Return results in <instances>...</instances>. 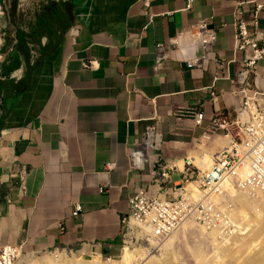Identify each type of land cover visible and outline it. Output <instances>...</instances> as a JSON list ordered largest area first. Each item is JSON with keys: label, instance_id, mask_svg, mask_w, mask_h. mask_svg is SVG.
Segmentation results:
<instances>
[{"label": "crops", "instance_id": "obj_1", "mask_svg": "<svg viewBox=\"0 0 264 264\" xmlns=\"http://www.w3.org/2000/svg\"><path fill=\"white\" fill-rule=\"evenodd\" d=\"M67 1L72 19L55 42L53 35H32L45 0H0V247L111 257L123 245L128 199L152 184L158 157L172 169L163 185L169 196L194 172L186 171V159L211 157L227 145L210 120L231 121L253 94L231 82L242 58L235 11L243 6L247 19L252 3L193 0L184 9L186 0ZM203 19L215 32L220 65L210 58L198 65L191 35H181L180 51L169 46ZM17 30L26 33L28 60L15 48ZM157 43L167 53L159 64ZM195 109L204 113L197 125L188 115ZM134 150L139 161L131 159Z\"/></svg>", "mask_w": 264, "mask_h": 264}, {"label": "built area", "instance_id": "obj_2", "mask_svg": "<svg viewBox=\"0 0 264 264\" xmlns=\"http://www.w3.org/2000/svg\"><path fill=\"white\" fill-rule=\"evenodd\" d=\"M251 2L249 17H243L246 10L239 6L235 11L234 22L236 48L241 52L240 70L231 82L241 91L244 88L252 89L253 94L245 96L235 110L231 121L212 118L210 123L220 129L223 137L228 139L226 146L211 156L209 168L202 171L189 159H186V171L194 170L192 175L185 174L172 188L169 196H166L167 188L163 185L169 183L171 172L167 162L161 157L155 160V166L151 171L153 182L144 188H137L128 199V210L122 215L120 221L124 227L122 242L134 243L147 241V237L163 238L172 231L178 229L184 221H193L206 230H214L217 241H223L239 230L227 210L211 200L212 195L226 194V187L233 186L237 191L253 195L257 192L264 193V25L259 28V11L264 3L255 0L240 1ZM193 0H186L184 9L191 7ZM208 20L197 22L192 28L177 33L169 43L171 48L182 49L181 35H191L193 46L199 49L196 61L198 65L207 59H213L220 65V61L214 56L212 45L216 41L213 30L207 27ZM157 51L156 63L167 57L166 51L160 43L155 45ZM185 55V48L183 52ZM187 58V57H186ZM262 63L263 71L259 70ZM91 63H88L90 66ZM251 75V79L248 77ZM212 99L215 93L210 91ZM183 114L178 111L180 118ZM194 124H200L204 113L201 109L188 112ZM154 134L150 127L145 133V141L149 142ZM211 132H204L203 138L208 140ZM140 150L131 151L133 161L140 160ZM188 181H192L198 191L194 197L190 190L185 188ZM157 186V189L153 187ZM79 206L75 207L77 211ZM134 229L130 234L129 230ZM72 252V249H62ZM21 253V246L5 244L0 247V264H14Z\"/></svg>", "mask_w": 264, "mask_h": 264}, {"label": "bare ground", "instance_id": "obj_3", "mask_svg": "<svg viewBox=\"0 0 264 264\" xmlns=\"http://www.w3.org/2000/svg\"><path fill=\"white\" fill-rule=\"evenodd\" d=\"M190 161L192 163H195L199 166L204 167L210 164L211 157L205 154L202 157L200 156L192 157ZM185 188L190 190V192L192 193L194 197L197 196L198 191L194 185V182L188 181L185 185ZM226 193H227L228 198L230 197L228 199V202H230L229 205L232 204L234 208L232 207V205L229 206L227 204H224L225 206L221 207L222 209L227 210V212L229 211L232 212V209L233 210L235 209L236 212H241V214L239 215H242L241 217L243 218H244V215L246 217V214L242 212L246 208L253 209V211L256 210L257 212L253 215V217H249L247 220L248 224L246 223V225L248 227L250 226V228L245 227V231H244L242 230V228L239 227L238 232L234 234L231 238H228L230 240L226 239L223 241H218L214 249L213 255L210 256V259H212V264H227L228 262L229 264H264V239L262 241V244L260 243L259 247L254 248L253 247L254 244L252 245V242L254 241L255 237H257L261 233H264V212L260 211V206L264 207V193L257 192L253 195H249L247 193L235 190L233 186H227ZM220 197L221 195H212L211 200L213 201L212 198L216 199ZM215 203L217 204L218 202H215ZM258 206L259 208L257 209ZM229 215H230V212H229ZM250 221L252 222L251 225H249ZM188 223H194V222L188 221V220L184 221L180 225L179 228L180 229L183 228L184 225L186 226V224ZM178 229L172 231L171 233L164 236L163 238H157V241H156V238L147 237L148 239L147 241L148 243H154V244L161 242L163 243V245H166L171 242L174 235L178 232ZM133 230H134L133 228L130 229L129 234ZM206 231H211V233H214V230H206ZM127 242H128L127 244H130V243L132 245L136 244L133 241H131L130 238ZM64 254L65 253L63 251L60 252L56 250V251H53V253L50 255H44L42 257V261L40 262L37 261V258L39 256H34V259L28 262V264H40V263L41 264H107L106 262L98 263L96 259L95 260L91 259L90 257L91 255H86V254L82 255V254H77L76 252H73L72 254H70V257H69ZM149 255L150 254L146 251V249H143V248H137L132 251H128L127 249L122 248L120 259L122 260L124 264H164L162 261H155ZM223 258L225 259V262L223 261ZM196 261L197 263L206 264V260L204 259V256L198 257ZM112 262L110 264H116Z\"/></svg>", "mask_w": 264, "mask_h": 264}, {"label": "rangeland", "instance_id": "obj_4", "mask_svg": "<svg viewBox=\"0 0 264 264\" xmlns=\"http://www.w3.org/2000/svg\"><path fill=\"white\" fill-rule=\"evenodd\" d=\"M193 164L196 165L202 171L208 169L210 165L209 164L207 166L202 167L195 163ZM229 198L226 193L224 195H221L220 198H216V199L212 198V199L213 201L218 202L217 204H219L220 207H223L225 206L224 204H227V205L230 204V202H228ZM258 208L259 206L257 207V209ZM244 211L242 212L246 214V217L243 214L244 218L241 217L242 215H239L241 214V212H236L235 209L234 210L232 209V212L231 211L229 212H230V216H232V218L236 220V224L238 225V227L242 228V230L245 231V227L250 228V226L248 227L246 225V223L248 224V221H247L248 218L253 217V215L257 211L256 210L253 211V209H250V208H246ZM260 211L264 212L263 206H260ZM251 224L252 222L250 221L249 225ZM179 229H178V232L172 238L171 242L166 245H163V243L161 242L154 244V243H148V241H141L140 243L137 242L134 245H132L131 243L130 244L123 243L122 248H125L128 251H132L137 248L146 249V251L150 254L149 256H151L155 261H162L164 264H166V262L167 264H201V263H197L196 261V259L201 256H204V259L206 260V264H212V259H210V256L213 255L216 244L218 243V241L214 237V233H211V231H206L202 227L197 226L195 223H188L186 224V226L184 225L183 228H181L180 230ZM263 239H264V233H261L257 237H255L254 241L252 242V245L253 244L255 245V246L253 245V247L254 248L259 247L260 243L262 244ZM122 248L116 255L111 256V257H106V256L100 257L97 255L95 256L94 254H92L90 257L93 260L96 259L98 263L106 262L107 264H110L112 261H114L112 263L124 264L122 260L120 259ZM56 250L60 252L63 251L65 253L64 255L69 256V257H70V254L73 253V251L66 252L65 250H62V249H54L52 251L42 252L44 253L42 255H40V253L25 254L21 252L20 256L18 257V259L15 260L14 264H28V262L33 260L34 256H37V255H40L37 258V261L40 262L42 261V257L44 255H50L53 253V251H56ZM224 258H223V261L225 262L226 258L225 259ZM227 264H229V262Z\"/></svg>", "mask_w": 264, "mask_h": 264}, {"label": "trees", "instance_id": "obj_5", "mask_svg": "<svg viewBox=\"0 0 264 264\" xmlns=\"http://www.w3.org/2000/svg\"><path fill=\"white\" fill-rule=\"evenodd\" d=\"M13 5V4H12ZM11 7V6H10ZM72 19V8L67 0H45L36 13L35 26L32 30L33 36H39L41 33L54 36L55 42H58L61 35L66 31ZM57 30H59L57 32ZM16 49L21 51L25 60L29 59L30 52L26 47V33L21 30L16 32ZM18 65L17 56L13 59L11 68Z\"/></svg>", "mask_w": 264, "mask_h": 264}, {"label": "water", "instance_id": "obj_6", "mask_svg": "<svg viewBox=\"0 0 264 264\" xmlns=\"http://www.w3.org/2000/svg\"><path fill=\"white\" fill-rule=\"evenodd\" d=\"M13 36H14V34H13Z\"/></svg>", "mask_w": 264, "mask_h": 264}]
</instances>
